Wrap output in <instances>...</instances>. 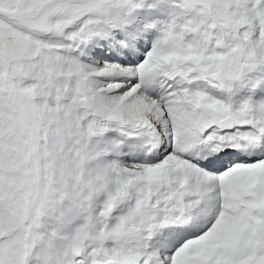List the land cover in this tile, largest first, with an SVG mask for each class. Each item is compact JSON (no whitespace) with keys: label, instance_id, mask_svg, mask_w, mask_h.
Returning <instances> with one entry per match:
<instances>
[{"label":"snow or ice","instance_id":"1","mask_svg":"<svg viewBox=\"0 0 264 264\" xmlns=\"http://www.w3.org/2000/svg\"><path fill=\"white\" fill-rule=\"evenodd\" d=\"M0 264H264V0H0Z\"/></svg>","mask_w":264,"mask_h":264}]
</instances>
